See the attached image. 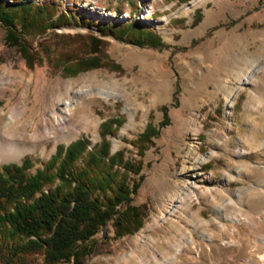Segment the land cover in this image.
Masks as SVG:
<instances>
[{
  "label": "rangeland",
  "instance_id": "rangeland-1",
  "mask_svg": "<svg viewBox=\"0 0 264 264\" xmlns=\"http://www.w3.org/2000/svg\"><path fill=\"white\" fill-rule=\"evenodd\" d=\"M31 1L64 15L15 44L0 24V134L22 150L0 164L27 156L33 172L57 144L99 142L110 117L109 153L140 164L84 263L264 264V0ZM134 20L152 42L97 30Z\"/></svg>",
  "mask_w": 264,
  "mask_h": 264
},
{
  "label": "trees",
  "instance_id": "trees-1",
  "mask_svg": "<svg viewBox=\"0 0 264 264\" xmlns=\"http://www.w3.org/2000/svg\"><path fill=\"white\" fill-rule=\"evenodd\" d=\"M53 8L31 0H0V24L10 43L18 42L17 32L56 25L64 14L53 17ZM111 25L100 24L97 30L138 45L154 40L135 20ZM120 123L115 117L102 120L100 140L91 147L82 136L65 146L57 144L33 172L28 171L32 162L27 156L19 164H0V264H85L90 237L110 219L120 224V207L136 186L129 185V173L140 169L139 162L119 151L109 153L107 136L114 135ZM150 131L147 124L137 141ZM138 148L143 146L139 143ZM140 224L137 220L133 229ZM35 255L41 256L40 263Z\"/></svg>",
  "mask_w": 264,
  "mask_h": 264
},
{
  "label": "bare ground",
  "instance_id": "bare-ground-1",
  "mask_svg": "<svg viewBox=\"0 0 264 264\" xmlns=\"http://www.w3.org/2000/svg\"><path fill=\"white\" fill-rule=\"evenodd\" d=\"M253 72H255V69L252 68L249 74H252ZM243 80H247V76H244ZM88 89L89 87L86 88L83 86L80 88L78 93L84 94ZM73 107H74L73 102L69 100L63 103V109L67 115H69V112L73 109ZM69 125L70 124L67 121H65V119H60L58 123L55 125V128L59 132L64 131L65 133L63 134L62 137H65V135L68 134ZM14 143H16L14 140L6 137L3 134H0V161L14 160L20 156V154L22 153V150L16 145L17 143L16 144ZM257 171L259 172V174L264 175V170H257Z\"/></svg>",
  "mask_w": 264,
  "mask_h": 264
}]
</instances>
